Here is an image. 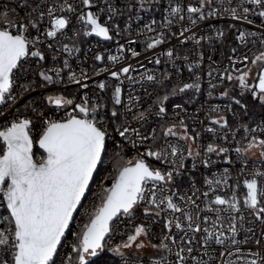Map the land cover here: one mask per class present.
Instances as JSON below:
<instances>
[{
  "label": "snow or ice",
  "instance_id": "obj_1",
  "mask_svg": "<svg viewBox=\"0 0 264 264\" xmlns=\"http://www.w3.org/2000/svg\"><path fill=\"white\" fill-rule=\"evenodd\" d=\"M0 264H264V0H0Z\"/></svg>",
  "mask_w": 264,
  "mask_h": 264
},
{
  "label": "built area",
  "instance_id": "obj_2",
  "mask_svg": "<svg viewBox=\"0 0 264 264\" xmlns=\"http://www.w3.org/2000/svg\"><path fill=\"white\" fill-rule=\"evenodd\" d=\"M90 39H98V38H90ZM174 42V41H173ZM106 46L107 47H114L112 44L108 43V42H105ZM227 51V46H225V52ZM134 63V61H133ZM144 63L147 65L148 68H152L153 66L151 64H148L147 61H144ZM225 65L227 64V60L225 59L224 62H223ZM242 67V66H241ZM144 69H139V72H143ZM139 73H135V75H138ZM220 102L219 100H213L212 103H218ZM190 111H192V109L190 108L189 109ZM203 115V114H202Z\"/></svg>",
  "mask_w": 264,
  "mask_h": 264
}]
</instances>
